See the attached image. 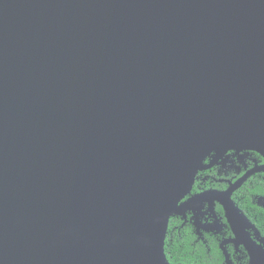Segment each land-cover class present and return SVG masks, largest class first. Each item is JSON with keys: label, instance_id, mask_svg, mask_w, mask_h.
<instances>
[{"label": "water", "instance_id": "obj_1", "mask_svg": "<svg viewBox=\"0 0 264 264\" xmlns=\"http://www.w3.org/2000/svg\"><path fill=\"white\" fill-rule=\"evenodd\" d=\"M229 150L264 157V0H0V264H170Z\"/></svg>", "mask_w": 264, "mask_h": 264}, {"label": "flooded vegetation", "instance_id": "obj_2", "mask_svg": "<svg viewBox=\"0 0 264 264\" xmlns=\"http://www.w3.org/2000/svg\"><path fill=\"white\" fill-rule=\"evenodd\" d=\"M217 159H205L170 217V264H264V157L229 150Z\"/></svg>", "mask_w": 264, "mask_h": 264}, {"label": "trees", "instance_id": "obj_3", "mask_svg": "<svg viewBox=\"0 0 264 264\" xmlns=\"http://www.w3.org/2000/svg\"><path fill=\"white\" fill-rule=\"evenodd\" d=\"M168 247V246H167ZM166 252H167V255H169V253H168V248H166ZM179 257H181V256H179Z\"/></svg>", "mask_w": 264, "mask_h": 264}]
</instances>
